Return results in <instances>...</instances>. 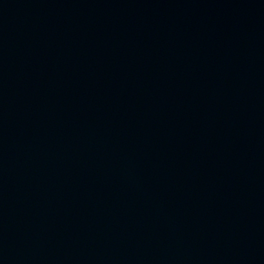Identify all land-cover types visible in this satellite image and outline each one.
Masks as SVG:
<instances>
[{
  "label": "water",
  "instance_id": "water-1",
  "mask_svg": "<svg viewBox=\"0 0 264 264\" xmlns=\"http://www.w3.org/2000/svg\"><path fill=\"white\" fill-rule=\"evenodd\" d=\"M0 264H264V0H0Z\"/></svg>",
  "mask_w": 264,
  "mask_h": 264
}]
</instances>
